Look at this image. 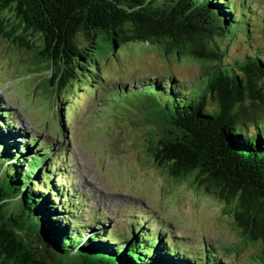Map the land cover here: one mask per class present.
Here are the masks:
<instances>
[{
    "label": "trees",
    "instance_id": "1",
    "mask_svg": "<svg viewBox=\"0 0 264 264\" xmlns=\"http://www.w3.org/2000/svg\"><path fill=\"white\" fill-rule=\"evenodd\" d=\"M256 26L264 41V13L252 0H0V35L31 52L41 76L50 72L42 83L60 102L76 86L106 87L103 62L125 45L202 61L199 91L175 76L148 78L117 85L111 100L146 101L148 156L219 201L241 234L231 250L260 244L255 264H264V42L254 47ZM238 38L250 52L228 60ZM59 118L66 133L63 111ZM53 147L30 138L0 104V264H233L214 246H182L136 211L125 233H108L104 215L87 214L89 200L71 192L68 156Z\"/></svg>",
    "mask_w": 264,
    "mask_h": 264
},
{
    "label": "rangeland",
    "instance_id": "2",
    "mask_svg": "<svg viewBox=\"0 0 264 264\" xmlns=\"http://www.w3.org/2000/svg\"><path fill=\"white\" fill-rule=\"evenodd\" d=\"M252 1L264 13V0ZM261 31L256 26L255 48L264 42ZM249 52L250 46L238 38L228 60ZM207 69L202 61L188 56L167 58L157 47L125 45L117 58L110 56L103 62L106 87L94 91L76 86L70 94L62 92L60 102L42 83L50 72L41 76L32 53L0 35V104L13 112L18 128L30 138L39 137L54 144L55 153L67 154L63 165L74 180L71 192L89 200L87 214L104 215L108 233L111 229L125 233L136 211L157 231L179 238L182 246L204 252L206 245L214 246L233 264H255L261 245L231 250L242 239L222 204L195 190L192 179L181 183L169 177L148 156L146 101L132 96L111 100L117 85L158 77L175 76L196 92L205 86ZM68 96L72 100H66ZM61 111L66 133L60 127Z\"/></svg>",
    "mask_w": 264,
    "mask_h": 264
}]
</instances>
